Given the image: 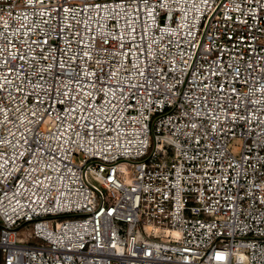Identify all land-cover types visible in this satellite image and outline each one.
Masks as SVG:
<instances>
[{
    "label": "built area",
    "instance_id": "1",
    "mask_svg": "<svg viewBox=\"0 0 264 264\" xmlns=\"http://www.w3.org/2000/svg\"><path fill=\"white\" fill-rule=\"evenodd\" d=\"M3 264H264V0H0Z\"/></svg>",
    "mask_w": 264,
    "mask_h": 264
},
{
    "label": "trees",
    "instance_id": "2",
    "mask_svg": "<svg viewBox=\"0 0 264 264\" xmlns=\"http://www.w3.org/2000/svg\"><path fill=\"white\" fill-rule=\"evenodd\" d=\"M0 264H3V253L0 251Z\"/></svg>",
    "mask_w": 264,
    "mask_h": 264
}]
</instances>
